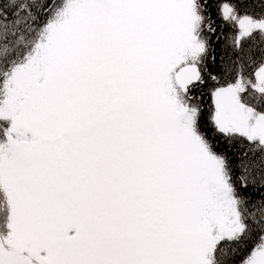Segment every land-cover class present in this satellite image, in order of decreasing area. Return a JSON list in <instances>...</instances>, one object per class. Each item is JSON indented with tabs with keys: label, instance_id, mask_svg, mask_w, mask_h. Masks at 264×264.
Returning a JSON list of instances; mask_svg holds the SVG:
<instances>
[{
	"label": "snow or ice",
	"instance_id": "snow-or-ice-1",
	"mask_svg": "<svg viewBox=\"0 0 264 264\" xmlns=\"http://www.w3.org/2000/svg\"><path fill=\"white\" fill-rule=\"evenodd\" d=\"M0 264H264V0H0Z\"/></svg>",
	"mask_w": 264,
	"mask_h": 264
}]
</instances>
